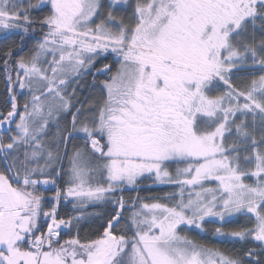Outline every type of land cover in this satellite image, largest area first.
Segmentation results:
<instances>
[{
  "label": "snow or ice",
  "instance_id": "6c2138e0",
  "mask_svg": "<svg viewBox=\"0 0 264 264\" xmlns=\"http://www.w3.org/2000/svg\"><path fill=\"white\" fill-rule=\"evenodd\" d=\"M0 38V264H264V0H0Z\"/></svg>",
  "mask_w": 264,
  "mask_h": 264
},
{
  "label": "trees",
  "instance_id": "16d2710c",
  "mask_svg": "<svg viewBox=\"0 0 264 264\" xmlns=\"http://www.w3.org/2000/svg\"><path fill=\"white\" fill-rule=\"evenodd\" d=\"M5 43V40L3 38H0V47H2ZM0 90H2V85H0ZM169 187L168 186H163V187H152L151 189H148L146 186H143V190L140 191V195L141 196H149V195H162L165 191H169ZM126 196L128 195V193L125 194ZM131 195H136L135 192H132ZM208 229L211 230L212 227H214L213 224H209ZM194 235L191 236V238L193 239H197L200 242H204V243H214L215 241H212L210 239L209 236H202L200 233H193ZM221 247H225L226 245H219Z\"/></svg>",
  "mask_w": 264,
  "mask_h": 264
},
{
  "label": "rangeland",
  "instance_id": "374dc122",
  "mask_svg": "<svg viewBox=\"0 0 264 264\" xmlns=\"http://www.w3.org/2000/svg\"><path fill=\"white\" fill-rule=\"evenodd\" d=\"M153 187H163V186H153ZM208 225H209V224H208ZM208 225H207V228L210 227V226H208ZM193 233H198V234L200 233V234H201L202 236H204V237H205V236H209L207 233H201V232H199V231L196 230V229H191V230L188 231V235H189L190 238H191L192 235H194Z\"/></svg>",
  "mask_w": 264,
  "mask_h": 264
}]
</instances>
